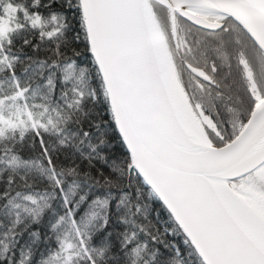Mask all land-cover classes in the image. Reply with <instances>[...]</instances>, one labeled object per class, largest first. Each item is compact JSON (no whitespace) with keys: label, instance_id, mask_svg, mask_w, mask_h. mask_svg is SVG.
I'll return each mask as SVG.
<instances>
[{"label":"snow or ice","instance_id":"obj_1","mask_svg":"<svg viewBox=\"0 0 264 264\" xmlns=\"http://www.w3.org/2000/svg\"><path fill=\"white\" fill-rule=\"evenodd\" d=\"M244 8L264 3L0 0V264H264Z\"/></svg>","mask_w":264,"mask_h":264},{"label":"water","instance_id":"obj_2","mask_svg":"<svg viewBox=\"0 0 264 264\" xmlns=\"http://www.w3.org/2000/svg\"><path fill=\"white\" fill-rule=\"evenodd\" d=\"M240 15L245 17L250 23H254L258 17L264 18V12L258 8L241 9Z\"/></svg>","mask_w":264,"mask_h":264},{"label":"bare ground","instance_id":"obj_3","mask_svg":"<svg viewBox=\"0 0 264 264\" xmlns=\"http://www.w3.org/2000/svg\"><path fill=\"white\" fill-rule=\"evenodd\" d=\"M260 3H264V0H259ZM264 12V11H263Z\"/></svg>","mask_w":264,"mask_h":264},{"label":"trees","instance_id":"obj_4","mask_svg":"<svg viewBox=\"0 0 264 264\" xmlns=\"http://www.w3.org/2000/svg\"><path fill=\"white\" fill-rule=\"evenodd\" d=\"M161 15H163V12H161Z\"/></svg>","mask_w":264,"mask_h":264}]
</instances>
